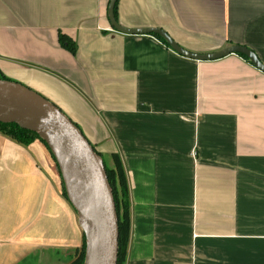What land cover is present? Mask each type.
I'll return each instance as SVG.
<instances>
[{
	"label": "crops",
	"instance_id": "1",
	"mask_svg": "<svg viewBox=\"0 0 264 264\" xmlns=\"http://www.w3.org/2000/svg\"><path fill=\"white\" fill-rule=\"evenodd\" d=\"M110 1L0 0V75L59 107L108 168L119 158L124 264H264V72L239 54L195 60L122 34ZM116 20L193 53L245 46L264 64V0H118ZM59 175L41 140L0 132V264L82 244Z\"/></svg>",
	"mask_w": 264,
	"mask_h": 264
},
{
	"label": "water",
	"instance_id": "2",
	"mask_svg": "<svg viewBox=\"0 0 264 264\" xmlns=\"http://www.w3.org/2000/svg\"><path fill=\"white\" fill-rule=\"evenodd\" d=\"M118 0H111L108 16L113 28L127 35H158L182 56L195 60H215L242 54L260 71L264 64L257 54L240 45L212 54L193 53L182 48L160 28L130 29L115 17ZM0 122L15 123L37 132L54 154L61 171L67 198L80 216L86 235L85 264H118L119 217L104 160L80 128L54 103L12 80L0 78ZM83 187L89 205L81 197Z\"/></svg>",
	"mask_w": 264,
	"mask_h": 264
},
{
	"label": "trees",
	"instance_id": "3",
	"mask_svg": "<svg viewBox=\"0 0 264 264\" xmlns=\"http://www.w3.org/2000/svg\"><path fill=\"white\" fill-rule=\"evenodd\" d=\"M115 17L117 18V4L115 6ZM167 44V42L161 38L158 35L152 34ZM60 42L63 46L67 47L71 51L75 52L76 47L71 42L70 38L65 34H60ZM242 57L248 59V57L239 54ZM249 60V59H248ZM1 79L10 80L9 78L0 75ZM79 127V126H78ZM81 130V129H80ZM82 131V130H81ZM0 132L13 140L24 144L29 145L36 139L41 140L47 148L50 150L46 142L38 135L37 132L27 130L24 128H21L18 124L15 123H2L0 122ZM95 148V147H94ZM96 150V148H95ZM50 152H52L50 150ZM96 152L102 157V154L96 150ZM115 162H116V169H110L105 166V171L107 174V178L109 181V184L112 189L113 197L115 200L117 213L119 217V257H118V264H124L127 252H128V244H129V238H130V229H131V217H130V205L128 201V185H127V179L126 175L123 169V166L119 160L118 157L115 156ZM63 181V180H62ZM63 191L64 195L67 198L65 185L63 182ZM68 199V198H67ZM81 255L79 258L75 260L73 264H85V258H86V236L83 234V241L81 244Z\"/></svg>",
	"mask_w": 264,
	"mask_h": 264
},
{
	"label": "rangeland",
	"instance_id": "4",
	"mask_svg": "<svg viewBox=\"0 0 264 264\" xmlns=\"http://www.w3.org/2000/svg\"><path fill=\"white\" fill-rule=\"evenodd\" d=\"M60 178L63 180L61 171ZM71 204V203H70ZM77 218L80 219L79 214L75 210ZM79 239V240H78ZM81 238L74 236L70 244L64 245L63 247H57L51 252H44L42 256V264H73L77 258L81 255ZM87 244V243H86ZM87 246V245H86ZM86 259V258H85Z\"/></svg>",
	"mask_w": 264,
	"mask_h": 264
},
{
	"label": "bare ground",
	"instance_id": "5",
	"mask_svg": "<svg viewBox=\"0 0 264 264\" xmlns=\"http://www.w3.org/2000/svg\"><path fill=\"white\" fill-rule=\"evenodd\" d=\"M81 197L83 198L84 202L87 203V206L89 205V199L87 197L86 191L83 187L80 188Z\"/></svg>",
	"mask_w": 264,
	"mask_h": 264
}]
</instances>
